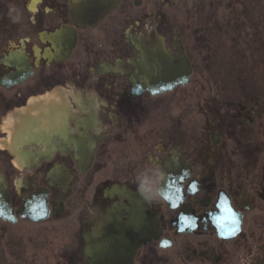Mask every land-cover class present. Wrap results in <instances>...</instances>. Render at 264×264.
Here are the masks:
<instances>
[{
	"label": "flooded vegetation",
	"instance_id": "1",
	"mask_svg": "<svg viewBox=\"0 0 264 264\" xmlns=\"http://www.w3.org/2000/svg\"><path fill=\"white\" fill-rule=\"evenodd\" d=\"M63 25L75 26L68 0H0V140L13 114L19 154L0 147L14 217L0 219V264H89L81 233L114 201L100 186L153 188L173 153L180 201L151 193L150 228L123 264H264V0H121L75 26L58 59L50 35ZM150 29L185 55L188 83L158 94L129 83L126 38ZM16 54L29 66L11 84ZM55 166L64 187L50 184ZM39 190L36 219L25 198Z\"/></svg>",
	"mask_w": 264,
	"mask_h": 264
},
{
	"label": "water",
	"instance_id": "2",
	"mask_svg": "<svg viewBox=\"0 0 264 264\" xmlns=\"http://www.w3.org/2000/svg\"><path fill=\"white\" fill-rule=\"evenodd\" d=\"M95 3L99 4V3H108V4H112L113 1L115 0H92ZM107 4V5H108ZM162 75V72H159ZM6 195H5V191H4V187L2 185V175L0 174V210H2V208L4 207V209L6 208Z\"/></svg>",
	"mask_w": 264,
	"mask_h": 264
},
{
	"label": "snow or ice",
	"instance_id": "3",
	"mask_svg": "<svg viewBox=\"0 0 264 264\" xmlns=\"http://www.w3.org/2000/svg\"><path fill=\"white\" fill-rule=\"evenodd\" d=\"M193 187L195 188V185H193Z\"/></svg>",
	"mask_w": 264,
	"mask_h": 264
}]
</instances>
